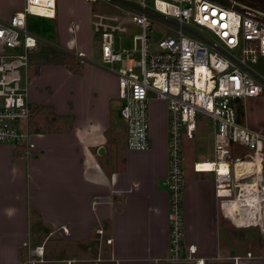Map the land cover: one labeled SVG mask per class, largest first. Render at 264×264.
Wrapping results in <instances>:
<instances>
[{"label": "crops", "instance_id": "1", "mask_svg": "<svg viewBox=\"0 0 264 264\" xmlns=\"http://www.w3.org/2000/svg\"><path fill=\"white\" fill-rule=\"evenodd\" d=\"M22 6L23 0H0V19ZM56 27L63 42L69 24L58 21ZM90 33L85 39L72 35L65 44L81 57L79 71L55 64L31 71L27 100L35 150L27 155L23 144L0 143V264H25L35 246L48 261L77 264L87 258L91 264H264V204L255 245L239 232L249 225L224 218L243 210L245 201L224 207L214 173L212 178L210 171L194 169L197 161L184 176L183 190V246L195 248V260L167 258L166 104H151V145L127 149L125 124L112 120L117 78L93 59ZM252 103L253 97L242 103L239 121L253 129Z\"/></svg>", "mask_w": 264, "mask_h": 264}, {"label": "built area", "instance_id": "2", "mask_svg": "<svg viewBox=\"0 0 264 264\" xmlns=\"http://www.w3.org/2000/svg\"><path fill=\"white\" fill-rule=\"evenodd\" d=\"M102 1L108 2L114 12L92 11L90 28L98 43L100 63L117 78L126 148L144 150L151 145V104L154 100L164 102L167 258L194 261L195 248L188 246L185 250L183 246V151L195 136L199 114L211 120L213 159L209 161L213 168L209 171L214 173L217 194L225 198L223 206L229 202L233 206L238 199L246 203L243 210L223 217L238 224L248 215L246 225L261 226L264 128L255 130L241 123L238 106L247 98L264 95V70L251 67L260 61L264 64V11L215 0ZM56 2L23 0L21 10L7 20L0 19V143L23 144L27 155L36 147L27 100L30 54L36 38L26 30V16H38L37 10L43 9L52 13L45 18H54ZM77 27V23L75 28L69 26V31ZM154 27H162L166 33L156 39ZM241 164L248 165L249 172L238 179L237 171L244 172ZM47 262L77 264L75 259L46 260L41 246L28 249L25 264ZM194 264L204 261L197 259Z\"/></svg>", "mask_w": 264, "mask_h": 264}, {"label": "rangeland", "instance_id": "3", "mask_svg": "<svg viewBox=\"0 0 264 264\" xmlns=\"http://www.w3.org/2000/svg\"><path fill=\"white\" fill-rule=\"evenodd\" d=\"M228 3H238L242 5L252 6L257 9H261L264 11V0H226ZM114 12L112 6L105 1L98 0L97 2H87L85 0H57V10L56 17L54 18H45L41 16L27 15L26 16V30L28 33L32 34L36 38V47L33 50L32 54H37L43 48H51L56 50L61 55L54 56L53 54H48L47 58H50L54 61H59V63H41L38 67H36V63L33 58H31V68L30 73L33 71L37 73L39 67L43 64H55V65H65L75 71H79L82 65L81 57L77 55V51L74 48L68 47L66 42H68L72 35L79 39L87 38V33H90V20H91V12ZM79 19V22L77 20ZM62 22L64 26L68 25L72 28H75V24H78V27L74 29L73 32L66 35L63 39L59 37L56 27V22ZM76 21V23H75ZM155 38L160 37L161 35L166 33V30L162 27H154ZM91 34V33H90ZM89 34V35H90ZM90 37V36H89ZM91 41L89 46L93 52V59L96 62L100 63L99 59V47L98 43L94 41L91 34ZM127 42V38L125 43ZM32 55V56H33ZM257 71L263 72L264 64L263 62H259L257 64L251 65ZM31 77V76H30ZM158 104V108L161 109L162 102L158 100L152 101V104ZM247 105V104H246ZM119 106L120 100L118 98H113L112 108L114 114L112 120L117 122L118 126H123L125 124L124 119L119 115ZM251 108L253 110V129H261L264 128V95L259 97H253V103L251 104ZM46 116L48 117L51 114V111L46 110ZM197 124L198 127L195 131V138L190 143H188L187 148L183 151V174L184 176L188 174L189 168L192 169V163L196 162V166L201 161H209L213 159L212 152V125L211 120L204 116H197ZM41 125L45 126L43 121ZM120 128V127H119ZM123 133V130L120 128V133ZM121 134V136H122ZM190 169V170H191ZM205 169V168H204ZM206 170V169H205ZM213 178V173H209ZM246 217V215H245ZM248 218H242L241 226L246 225V221ZM240 234H242V238L247 237V239L252 238L253 244H258L261 239V231L258 225H249V228H241L239 230ZM54 242V237L47 242V245ZM80 263V262H79ZM84 264H91L93 260L91 258L85 259ZM64 264V263H62Z\"/></svg>", "mask_w": 264, "mask_h": 264}, {"label": "trees", "instance_id": "4", "mask_svg": "<svg viewBox=\"0 0 264 264\" xmlns=\"http://www.w3.org/2000/svg\"><path fill=\"white\" fill-rule=\"evenodd\" d=\"M215 1L222 3V4H228V2L226 0H215ZM48 54H53L54 56L61 55L59 52H57L56 50H53L51 48H43L37 54H34V55L31 54L30 55V61H31V58H33L34 62L36 63V67H38L41 63H59V61H54L50 58H47ZM238 113L240 115H243V108L241 105L238 106Z\"/></svg>", "mask_w": 264, "mask_h": 264}, {"label": "bare ground", "instance_id": "5", "mask_svg": "<svg viewBox=\"0 0 264 264\" xmlns=\"http://www.w3.org/2000/svg\"><path fill=\"white\" fill-rule=\"evenodd\" d=\"M38 16H41V17H50V16H52L51 14V12L50 11H45V10H43V9H38L37 10V13H36ZM241 169H242V171H244L243 173H239L240 171H237V176H238V179H241L242 177H246L247 175H248V172H249V168H248V165H246V164H241ZM198 167H200V168H205L207 171H209V170H212V168H213V164L210 162V161H200L199 163H198ZM224 167H220V172L221 173H223L224 172ZM242 175V176H241ZM241 199H238V201H240Z\"/></svg>", "mask_w": 264, "mask_h": 264}, {"label": "water", "instance_id": "6", "mask_svg": "<svg viewBox=\"0 0 264 264\" xmlns=\"http://www.w3.org/2000/svg\"><path fill=\"white\" fill-rule=\"evenodd\" d=\"M99 153L103 152V148L100 147L99 150H98ZM264 240V237L262 238Z\"/></svg>", "mask_w": 264, "mask_h": 264}]
</instances>
